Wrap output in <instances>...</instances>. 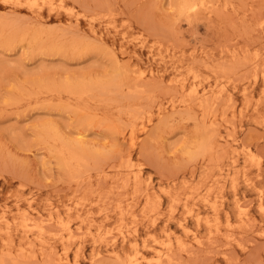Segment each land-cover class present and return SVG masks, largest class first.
<instances>
[{"label": "rangeland", "instance_id": "374dc122", "mask_svg": "<svg viewBox=\"0 0 264 264\" xmlns=\"http://www.w3.org/2000/svg\"><path fill=\"white\" fill-rule=\"evenodd\" d=\"M0 16V264H264V0Z\"/></svg>", "mask_w": 264, "mask_h": 264}, {"label": "bare ground", "instance_id": "6f19581e", "mask_svg": "<svg viewBox=\"0 0 264 264\" xmlns=\"http://www.w3.org/2000/svg\"><path fill=\"white\" fill-rule=\"evenodd\" d=\"M203 1V0H202ZM19 2V1H18ZM190 2H192V3H188V4H186L185 6H184V8L185 9H187L188 11H189V9H193L194 7H195V3L193 2V1H190ZM198 2V1H197ZM201 2V1H200ZM202 3V2H201ZM29 4H30V2H29ZM35 4V3H34ZM198 4V3H197ZM200 4V3H199ZM11 6V5H10ZM87 8V7H86ZM70 11V10H69ZM182 12V11H181ZM1 18H2V16H0ZM0 18V19H1ZM16 18H17V16H16ZM25 19V18H24ZM91 19V18H90ZM10 20H12V19H10ZM89 20V19H88ZM92 20V19H91ZM13 21H15V20H13ZM12 21V22H13ZM29 21V20H28ZM11 22V23H12ZM33 22V21H32ZM70 22V21H69ZM88 22V21H87ZM4 23V22H3ZM16 22H14V24H15ZM75 23V22H74ZM124 23V22H123ZM9 24V23H8ZM38 24V23H37ZM5 25V24H4ZM17 25V24H16ZM34 25V24H33ZM32 25V26H33ZM78 25V24H77ZM3 26V25H2ZM89 26V25H88ZM87 26V27H88ZM103 26V25H102ZM41 27V26H40ZM67 27V26H66ZM86 27V26H85ZM90 27V26H89ZM3 28V27H2ZM47 28H49V27H47ZM68 28V27H67ZM92 28V27H91ZM70 29V28H69ZM15 30V29H14ZM96 30V29H95ZM97 30H98V28H97ZM37 33V32H36ZM1 34V33H0ZM4 37V36H3ZM80 39H81V37H80ZM85 39V38H84ZM76 41V40H75ZM80 42V41H79ZM85 44V43H84ZM152 45V44H151ZM75 46H76V44H75ZM85 46V45H84ZM118 62V61H117ZM121 67V66H120ZM119 67V68H120ZM122 68V67H121ZM186 70V69H185ZM188 71V70H187ZM122 73V72H121ZM177 78V77H176ZM175 78V79H176ZM176 81V80H175ZM161 83V82H160ZM67 90H68V88H67ZM47 91V90H46ZM191 91V90H190ZM68 92V91H67ZM23 97V96H22ZM76 107H74V109H75ZM140 114H141V112H140ZM145 130V129H144ZM154 131V130H153ZM155 132V131H154ZM152 134V133H151ZM128 136V135H127ZM125 138V137H124ZM128 140V139H127ZM133 144V143H132ZM129 145H131V144H129ZM77 146H78V144H77ZM141 146V145H140ZM56 150V149H55ZM136 150V149H135ZM133 151V150H132ZM121 152V151H120ZM121 154V153H120ZM139 154V153H138ZM61 155V154H60ZM119 156V155H118ZM254 157H256V156H254ZM253 156H252V159L254 158ZM120 158V157H119ZM259 158V157H258ZM251 159V158H250ZM260 159V158H259ZM259 159H257V160H259ZM251 161V160H250ZM260 161V160H259ZM258 162V161H257ZM257 162H255V163H257ZM124 167V166H123ZM236 168V167H235ZM238 168V167H237ZM123 169V168H122ZM139 169V168H138ZM97 170H99V169H97ZM236 170V169H235ZM144 172V171H143ZM229 173V172H228ZM237 174V173H236ZM142 175V174H141ZM235 175V174H234ZM243 175V174H242ZM120 176H121V173H120ZM233 176V175H232ZM236 176V175H235ZM175 177V176H174ZM234 177V176H233ZM232 177V178H233ZM258 177V176H257ZM88 180V179H87ZM233 180V179H232ZM234 180H235V177H234ZM102 181H103V179H102ZM121 181V180H120ZM127 181H129V180H127ZM101 182V181H100ZM233 182V181H232ZM218 183V182H217ZM102 184V183H101ZM116 185H118V184H116ZM118 186H120V185H118ZM125 187V186H124ZM124 187H122V188H124ZM118 188V187H117ZM195 188V187H194ZM197 188H199V187H197ZM121 189V188H120ZM113 190H114V188H113ZM167 191H168V189H166ZM154 191V190H153ZM195 192H198V191H196L195 190ZM210 192V191H209ZM76 193V192H75ZM74 193V194H75ZM107 193V192H106ZM112 193V192H111ZM125 193V192H124ZM260 193V192H259ZM113 194V193H112ZM112 196V195H111ZM114 196V195H113ZM116 196V195H115ZM131 196V195H130ZM162 196V195H161ZM175 196V195H174ZM32 197V196H31ZM28 199V198H27ZM70 199H71V197H70ZM74 199V198H73ZM216 199V198H215ZM117 201V200H116ZM120 202V201H119ZM117 203V202H116ZM251 203H252V200H251ZM91 206V205H90ZM125 206V205H124ZM154 207V206H153ZM262 207V206H261ZM72 208V207H71ZM123 208V207H122ZM89 209V208H88ZM187 209H188V207H187ZM245 209V208H244ZM261 209V208H260ZM23 210V209H22ZM103 210V209H102ZM264 210V209H263ZM26 212V211H25ZM24 212V213H25ZM103 212H104V210H103ZM150 212V211H149ZM37 213H39V212H37ZM49 213V212H48ZM78 213V212H77ZM60 214V213H59ZM79 214V213H78ZM76 215V214H75ZM157 215H159V214H157ZM61 217V216H60ZM24 218V217H23ZM62 218V217H61ZM117 218H119V217H117ZM121 218V217H120ZM39 219V218H38ZM42 220H43V218H42ZM230 220V219H229ZM228 220V221H229ZM44 221V220H43ZM62 221V220H61ZM60 221V222H61ZM250 222V221H249ZM43 223V222H42ZM95 223V222H94ZM205 223V222H204ZM254 223V222H253ZM34 225V224H33ZM101 225V224H100ZM187 225V224H186ZM20 226V225H19ZM61 226V225H60ZM64 226V225H63ZM73 226V225H72ZM205 226H207V225H205ZM251 226V225H250ZM5 227V226H4ZM7 227V226H6ZM5 227V228H6ZM30 227V226H29ZM49 227H50V225H49ZM80 227V226H79ZM101 227V226H100ZM172 227V226H171ZM38 228H40V227H38ZM52 228H54V226L52 227ZM56 228V227H55ZM58 228V227H57ZM57 228L55 229L56 231H57ZM59 228H61V227H59ZM69 228V227H68ZM67 228V229H68ZM81 228V227H80ZM231 228V227H230ZM17 229V228H16ZM15 229V230H16ZM78 229V228H77ZM171 229V228H170ZM190 229V228H189ZM8 230V228L6 229V231ZM42 230V229H41ZM51 230V229H50ZM50 230H49V232H50ZM53 230V229H52ZM59 230V229H58ZM70 230V229H69ZM203 230V229H202ZM208 230V229H207ZM21 231V230H20ZM54 231V230H53ZM73 231V230H72ZM96 231H97V229H96ZM188 231V230H187ZM261 231V230H260ZM7 232H9V231H7ZM263 232V231H262ZM6 233V232H5ZM35 233H37V232H35ZM56 234H57V232H55ZM58 233H59V231H58ZM61 233V232H60ZM73 233V232H72ZM78 233V232H77ZM80 233H81V231H80ZM79 233V234H80ZM89 233V232H88ZM93 233V232H92ZM95 233V232H94ZM122 233V232H121ZM44 234V233H43ZM50 234H52V232L50 233ZM70 234H71V232H70ZM76 234V233H75ZM98 234V233H97ZM27 235V234H26ZM55 235V234H54ZM99 235V234H98ZM212 235H214V234H212ZM40 236V235H39ZM42 236V235H41ZM58 236H61V235H58ZM63 236V235H62ZM61 236V237H62ZM67 236V235H66ZM97 236V235H96ZM113 236V235H112ZM111 236V237H112ZM28 237V236H27ZM38 237V236H37ZM53 237V236H52ZM56 237V236H55ZM209 237V236H208ZM211 237V236H210ZM63 238V237H62ZM77 238V237H76ZM242 238V237H241ZM39 239V238H38ZM55 239V238H54ZM61 239V238H60ZM67 239V238H66ZM92 239V238H91ZM104 239V238H103ZM106 239V238H105ZM201 239V238H200ZM37 240V239H36ZM40 240V239H39ZM204 240V239H203ZM4 241V240H3ZM66 241V240H65ZM239 241V240H238ZM69 242V241H68ZM70 242H72V241H70ZM157 242V241H156ZM178 242V241H177ZM181 242V241H180ZM198 242V240L196 241V243ZM202 242V241H201ZM215 242V241H214ZM61 243V242H60ZM158 243V242H157ZM156 243V244H157ZM185 243V242H184ZM4 244H5V241H4ZM82 244V243H81ZM94 244H96V243H94ZM188 244H190V243H188ZM28 245V244H27ZM30 245V244H29ZM45 245V244H44ZM184 245V244H183ZM31 246V245H30ZM29 246V247H30ZM80 246V245H79ZM189 246V245H188ZM208 246V245H207ZM28 247V246H27ZM32 247V246H31ZM165 247V246H164ZM170 247V246H169ZM172 247V246H171ZM180 247H181V245H180ZM184 247V246H183ZM186 247H187V245H186ZM40 248V247H39ZM189 248V247H188ZM42 249V248H41ZM79 249V248H78ZM88 249V248H87ZM127 249V248H126ZM23 250V249H22ZM42 250H45V249H42ZM51 250V249H50ZM163 250V249H162ZM176 250V249H175ZM184 250H186V249H184ZM21 251V250H20ZM41 251V250H40ZM126 251V250H125ZM191 251V250H190ZM174 252V251H173ZM176 252V251H175ZM186 252V251H185ZM193 252V251H192ZM226 252H228V251H226ZM22 253V252H21ZM179 253V252H178ZM177 253V254H178ZM195 253H197V252H195ZM224 253V252H223ZM222 253V254H223ZM127 254V253H126ZM187 254V253H186ZM189 254V253H188ZM17 255V254H16ZM49 255V254H48ZM55 255V254H54ZM162 255V254H161ZM167 255V254H166ZM170 255H171V253H170ZM176 255V254H175ZM175 255H174V257H175ZM179 255V254H178ZM178 255H176V257L178 256ZM40 256V255H39ZM41 256H42V254H41ZM125 256V255H124ZM172 256V255H171ZM171 256H169L170 257V259L171 258H173L174 259V257H171ZM4 257V256H3ZM45 257H47V255L45 256ZM92 257V256H91ZM176 257H175V259H176ZM48 258V257H47ZM153 258V257H152ZM178 258H180L181 259V257H178ZM46 259V258H45ZM44 259V261H46ZM119 259V258H118ZM134 259V258H133ZM53 260V259H52ZM98 260V259H97ZM122 260V259H121ZM124 260V259H123ZM127 260V259H126ZM157 264H161V262H163V261H161V256L157 253ZM164 260H165V258H164ZM43 261V260H42ZM120 260H118V262H119ZM173 261V260H172ZM178 261V260H177ZM176 261V262H177ZM2 262H4V261H2ZM18 262V264H19V260L17 261ZM69 262V261H68ZM127 262H128V260H127ZM126 262V263H127ZM131 262V261H130ZM148 262H149V260H148ZM167 262V261H166ZM182 262V261H181ZM180 262V263H181ZM75 263V262H74ZM73 263V264H74ZM92 263H93V261H92ZM125 263V262H124ZM125 263V264H126ZM165 263V262H164ZM169 262H167V264H168ZM179 263V262H178ZM16 264V263H15ZM57 264H59V263H57ZM69 264V263H68ZM128 264H129V262H128ZM134 264H145V258H141L140 260H136L135 261V263ZM163 264V263H162Z\"/></svg>", "mask_w": 264, "mask_h": 264}]
</instances>
